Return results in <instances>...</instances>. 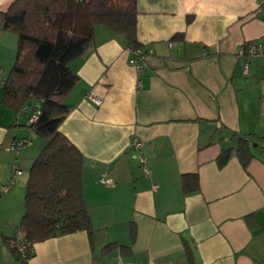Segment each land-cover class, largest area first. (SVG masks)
Listing matches in <instances>:
<instances>
[{
	"label": "crops",
	"instance_id": "1",
	"mask_svg": "<svg viewBox=\"0 0 264 264\" xmlns=\"http://www.w3.org/2000/svg\"><path fill=\"white\" fill-rule=\"evenodd\" d=\"M12 1L0 0V9ZM136 7V38L147 50L140 74L124 38L103 25L71 62L78 79L59 129L84 157L91 232L34 243L28 264H264V58H250L244 72L237 55L245 41L264 42V0H137ZM10 33L0 32V98L16 51ZM21 118L0 104V186L14 164L22 171L0 190L5 259L3 236L16 233L36 154L32 143L9 149L35 136ZM240 134L252 138L247 166L234 153ZM223 147L233 149L219 166ZM102 173L113 183L99 182ZM185 174L197 175V190L183 191Z\"/></svg>",
	"mask_w": 264,
	"mask_h": 264
},
{
	"label": "trees",
	"instance_id": "2",
	"mask_svg": "<svg viewBox=\"0 0 264 264\" xmlns=\"http://www.w3.org/2000/svg\"><path fill=\"white\" fill-rule=\"evenodd\" d=\"M137 0H13L0 9V32L16 35L14 61L2 81L0 104L22 116L43 143L25 181L24 209L14 235L3 242L17 264H28L33 244L51 237L86 230L92 225L82 189L83 154L60 131L70 110L65 95L77 82L71 62L93 43L98 25L124 38L125 45L143 48L136 38ZM182 34H176L179 38ZM36 118L29 121L32 114ZM28 138V137H24ZM251 139L240 134L234 153L243 166L253 158ZM231 147L220 149L219 166ZM184 192L198 189L196 174L181 178ZM22 237L27 254L18 250Z\"/></svg>",
	"mask_w": 264,
	"mask_h": 264
},
{
	"label": "built area",
	"instance_id": "3",
	"mask_svg": "<svg viewBox=\"0 0 264 264\" xmlns=\"http://www.w3.org/2000/svg\"><path fill=\"white\" fill-rule=\"evenodd\" d=\"M131 52L133 53L132 57L129 58V64L135 68V70L140 74L142 69L147 65V52L143 48H137L133 49L129 47ZM237 55L245 60V64L243 66L244 72L247 70V64L246 62L250 58H264V42L261 41H252L248 40L243 42L240 47L237 50ZM138 85L142 86V80L139 76L138 78ZM87 96L97 105L101 103V99L92 91L90 90ZM36 118V113L32 114L29 118V121H32ZM30 138H20L12 141L9 144V149L18 152V150L22 147H26L29 145ZM133 146L142 149L144 147L143 141L138 139V138H133L132 142ZM141 160L143 158L141 157ZM13 178L10 179V181L7 184H4L0 186L1 192H6L14 183L15 178L14 176H19L22 171L20 168L16 166V164L13 165ZM99 182L104 183V184H112L113 180L112 178L107 175L106 173H102L99 177ZM17 247L18 250L22 253V255L27 254V249H26V244L25 241L22 237H19L17 240Z\"/></svg>",
	"mask_w": 264,
	"mask_h": 264
},
{
	"label": "rangeland",
	"instance_id": "4",
	"mask_svg": "<svg viewBox=\"0 0 264 264\" xmlns=\"http://www.w3.org/2000/svg\"><path fill=\"white\" fill-rule=\"evenodd\" d=\"M10 34H12L11 36H13L14 38H15V34L14 33H10ZM14 54H15V52H14ZM14 58H15V56H14ZM13 58V59H14ZM14 61V60H13ZM11 67V66H10ZM9 69L10 68H8V70H6V74H7V72L9 71ZM258 139V138H257ZM256 139V140H257ZM260 140V139H259ZM30 142L32 143V146L34 147V150H35V153L37 154L38 153V151H39V149H40V146H41V144L43 143V141H42V139L40 138V137H38V136H33L32 137V139L30 140ZM35 154V155H36ZM2 247H0V264H17L16 262H15V260H14V258L11 256V255H9L8 253H6V255L8 256V259H5L4 258V256H3V251H2V249H1ZM11 256V257H10Z\"/></svg>",
	"mask_w": 264,
	"mask_h": 264
},
{
	"label": "water",
	"instance_id": "5",
	"mask_svg": "<svg viewBox=\"0 0 264 264\" xmlns=\"http://www.w3.org/2000/svg\"><path fill=\"white\" fill-rule=\"evenodd\" d=\"M26 114V111L23 112L22 117Z\"/></svg>",
	"mask_w": 264,
	"mask_h": 264
}]
</instances>
